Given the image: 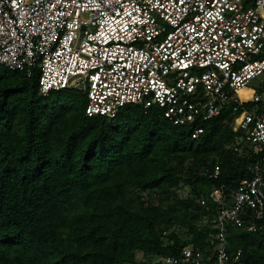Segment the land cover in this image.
<instances>
[{
    "label": "trees",
    "instance_id": "16d2710c",
    "mask_svg": "<svg viewBox=\"0 0 264 264\" xmlns=\"http://www.w3.org/2000/svg\"><path fill=\"white\" fill-rule=\"evenodd\" d=\"M38 77L0 66V264H192L186 247L214 264L210 194L227 200L250 177L251 160L231 148V111L184 127L140 105L88 118L85 92L41 97ZM196 125L204 131L192 139ZM261 224L256 233L230 227L227 252L264 264Z\"/></svg>",
    "mask_w": 264,
    "mask_h": 264
},
{
    "label": "built area",
    "instance_id": "2783aa9c",
    "mask_svg": "<svg viewBox=\"0 0 264 264\" xmlns=\"http://www.w3.org/2000/svg\"><path fill=\"white\" fill-rule=\"evenodd\" d=\"M0 66L37 71L41 97L85 92L88 118L113 120L140 105L184 127L231 111V148L251 160L250 177L227 200L221 190L210 194L208 242L214 264H244L226 245L230 227L256 233L264 220V84L247 89L264 74V0H0ZM242 90L250 91L243 99ZM203 131L194 126L192 139ZM207 175L217 178L219 168ZM181 254L192 264L204 257L192 247Z\"/></svg>",
    "mask_w": 264,
    "mask_h": 264
},
{
    "label": "rangeland",
    "instance_id": "374dc122",
    "mask_svg": "<svg viewBox=\"0 0 264 264\" xmlns=\"http://www.w3.org/2000/svg\"><path fill=\"white\" fill-rule=\"evenodd\" d=\"M264 84V74L257 77L254 80H251L248 84H247V89L250 90H255L257 92H259V89L261 88V86ZM261 99L264 101V95L261 96ZM188 194V191L186 189H183L181 192H179V196L180 197H186ZM142 257L141 255L137 256V260H141Z\"/></svg>",
    "mask_w": 264,
    "mask_h": 264
},
{
    "label": "bare ground",
    "instance_id": "6f19581e",
    "mask_svg": "<svg viewBox=\"0 0 264 264\" xmlns=\"http://www.w3.org/2000/svg\"><path fill=\"white\" fill-rule=\"evenodd\" d=\"M250 93H246L245 90L239 92V96L241 99L247 97Z\"/></svg>",
    "mask_w": 264,
    "mask_h": 264
}]
</instances>
